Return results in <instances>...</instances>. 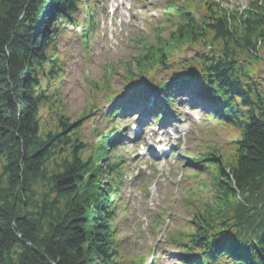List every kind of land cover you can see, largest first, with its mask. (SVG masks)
Segmentation results:
<instances>
[{
    "label": "trees",
    "instance_id": "obj_1",
    "mask_svg": "<svg viewBox=\"0 0 264 264\" xmlns=\"http://www.w3.org/2000/svg\"><path fill=\"white\" fill-rule=\"evenodd\" d=\"M80 3L0 0V264L146 261L126 262L118 249L124 160L113 157L121 140L114 132L96 144L82 124L95 110L116 119L138 101L101 111L98 93L114 98L109 81L89 80L95 98L71 122L59 99L57 40L79 25ZM84 28L89 46L93 29ZM155 33L152 42L135 44L125 87L139 95L148 84L170 107L176 94L190 92L206 116L239 133L228 155L207 147L191 159L200 171L215 167L214 202L171 237L180 247L175 255L180 264H264V0L236 10L221 1L167 0Z\"/></svg>",
    "mask_w": 264,
    "mask_h": 264
},
{
    "label": "rangeland",
    "instance_id": "obj_2",
    "mask_svg": "<svg viewBox=\"0 0 264 264\" xmlns=\"http://www.w3.org/2000/svg\"><path fill=\"white\" fill-rule=\"evenodd\" d=\"M105 1L81 0L74 16L79 26L71 25L67 31L63 30L57 40L56 53L64 69L59 99L66 104V115L71 122L81 118L86 106L95 98L89 80L98 81L101 85L108 80L111 94L115 97L124 99L132 95L131 88L125 89L124 75L125 65L128 61L133 63L139 53L135 42H152L156 39L158 26L164 24L166 0H128L116 19L109 17ZM220 1L227 8L236 10L245 8L251 0ZM109 4L112 6V1ZM93 15L98 26L92 31L87 46L82 34ZM170 32H163L162 36L166 38ZM261 56L264 59V48ZM163 75L158 78H163ZM260 76L264 79V63L260 67ZM142 88L143 94L150 99L156 97L148 84ZM96 98L101 111L115 105L116 100H109L108 92L101 91ZM181 99L175 108H163L165 119L152 126L156 129L160 124L170 123L181 137L179 147L183 155L198 157L204 147L228 155L231 152L230 141L239 136L237 130L214 122L194 110L187 98ZM131 113L108 121L101 112H94L82 120L86 139L99 143L112 129L120 127V136L133 141L136 138L134 127L140 118ZM94 116L96 119H92ZM115 157L124 160L115 219L118 249L122 250L125 261L144 256L145 264H179L175 254L180 247L171 243V237L178 231H187L195 213L207 203L214 202L212 181L217 174L212 171L214 166L200 171L187 157H180L176 150L164 158H154L143 141L137 147L128 143L118 146ZM104 179H109L106 173L103 174Z\"/></svg>",
    "mask_w": 264,
    "mask_h": 264
}]
</instances>
